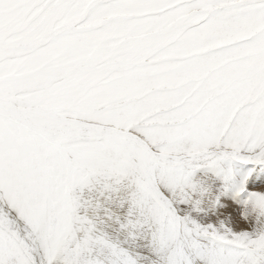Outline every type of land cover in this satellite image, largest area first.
<instances>
[{"label":"snow or ice","instance_id":"1","mask_svg":"<svg viewBox=\"0 0 264 264\" xmlns=\"http://www.w3.org/2000/svg\"><path fill=\"white\" fill-rule=\"evenodd\" d=\"M0 264H264V0H0Z\"/></svg>","mask_w":264,"mask_h":264}]
</instances>
